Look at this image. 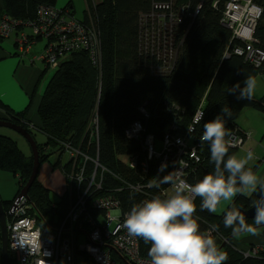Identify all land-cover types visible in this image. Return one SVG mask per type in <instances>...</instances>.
Returning <instances> with one entry per match:
<instances>
[{
  "label": "trees",
  "instance_id": "16d2710c",
  "mask_svg": "<svg viewBox=\"0 0 264 264\" xmlns=\"http://www.w3.org/2000/svg\"><path fill=\"white\" fill-rule=\"evenodd\" d=\"M167 1H171L172 5L165 12L152 8L155 2ZM223 2L101 0L97 4H87L83 18L79 19L73 16L69 7L55 5V0H3V11L19 19L34 18L39 4L61 9L87 31L97 34L100 57L96 67L92 65L88 51L81 47L62 56L41 94L37 106L38 124L31 125L27 117L29 104L23 111L14 112L0 100L1 119L22 126L32 137V128L45 135L43 144L37 143L33 137L40 163L47 160L51 149L58 151L59 155L65 150L68 155L69 149L74 148L91 159L97 156L98 163L107 170L102 172L101 191L118 196L121 207L128 212L136 203L151 199L153 195H170L173 190L168 183H160L158 188L155 186L171 170L167 165L163 172H159V160L150 159L144 174L139 166H129L127 157L137 155L142 159L146 155L140 138L129 137L126 130L132 123L140 122L142 133L153 136L155 151H161L164 146L162 139L166 135L186 139L192 117L200 108L203 119L194 125L193 132L188 135V146L195 147L197 159L182 157L187 162L184 179L190 184L196 183L214 171L210 146L208 142L202 143L200 140L203 125L216 114L223 115L222 109L227 107L231 116L225 117L226 128L243 139L244 130L236 120L240 112L247 107L264 112V96L237 101L228 94L233 84L239 81L242 85L248 76L256 79L261 75L264 78V59L260 64H255L234 52L235 47L244 43L222 24ZM254 2L261 7L262 13L254 29L253 42L264 52V0ZM198 4L201 7L192 20L186 17L170 26L163 15L180 6H188L186 10L192 16ZM3 38L0 37V40ZM40 39L44 40L42 37ZM171 41L174 50L170 52L173 53L163 62L158 54ZM166 48L169 51L168 46ZM47 68L45 66L44 71ZM78 142L82 143L81 146ZM238 148L230 147L229 155H235ZM81 154L74 170L84 165V174L91 175L94 163L91 160L84 162ZM70 165V161L66 160L53 166L59 167L66 176ZM32 166V153L25 155L11 137L0 134V170L17 177L19 187L12 199L0 198L5 212L28 181ZM258 166L259 162L253 166L247 165L254 172ZM99 173L97 170L95 181L99 180ZM65 181L67 190L57 202L51 201L50 190L37 178L28 189V201L41 211V219L50 226L60 223L65 214L70 186L66 177ZM72 183L73 187L77 185L81 192L84 191V183ZM130 184H140L141 191L131 188ZM255 200V193L251 196L238 194L232 204L236 208L246 209ZM194 203L197 209L194 215L200 217L201 231L217 226L216 244L228 256L224 264H264V251L259 256H242L244 250L234 244L236 237L232 234V228L224 226V217L232 204L222 213H210L201 210V198L197 197ZM246 223L255 226L254 219H246ZM138 239L141 253L148 256L150 242ZM8 260L9 264H14L11 256Z\"/></svg>",
  "mask_w": 264,
  "mask_h": 264
},
{
  "label": "built area",
  "instance_id": "2783aa9c",
  "mask_svg": "<svg viewBox=\"0 0 264 264\" xmlns=\"http://www.w3.org/2000/svg\"><path fill=\"white\" fill-rule=\"evenodd\" d=\"M171 5V1L155 2L152 8L165 12ZM200 7L201 4L195 7L192 16L186 10L188 6H180L163 15L172 26L186 17L192 20ZM261 13V7L254 0L223 2L222 24L230 28L236 39L244 43L243 46L235 47L234 52L255 64H260L264 59V52L253 42L254 29ZM12 32H16L15 50L21 56L29 54L33 45L41 40L40 37L44 38L41 52L32 55L31 61L40 60L45 66H56L66 52L81 47L88 51L92 65H99L100 40L97 34L87 31L61 9L39 4L36 16L32 19L15 18L3 11L0 14V37H7ZM173 45L171 41L160 50L158 57L163 62L172 55L173 52L170 51L174 50ZM201 112L198 108L193 115L186 139L166 135L162 139L164 146L161 151H155L153 136L142 133L140 122L132 123L126 133L129 137L140 138L146 156L142 159L137 155L127 157L129 166H139L140 172L144 174L148 170L147 163L150 159L159 160L160 166L171 167L169 173H179L181 178H184L183 172L187 162L182 157L197 159L195 147L188 146V135L200 120L198 117ZM246 138V134L242 139L235 131L231 132L232 147L242 148ZM80 154L79 150L74 148L68 151L67 161H70L71 165L65 177L70 186L67 208L60 223L55 226L47 224L41 219L37 209L28 200L25 201L24 196H16L5 212L7 247L14 264H151V258L141 253L138 237L130 236L123 227L127 211L121 207L118 196L101 191L102 172L107 171L106 168L98 163L97 156L91 159L81 154L85 158L84 162L91 160L94 163V170L91 175L84 174V165L74 170ZM75 155L77 156L74 158ZM97 170L100 171V178L95 181ZM72 181L84 183V191L81 192L77 185L73 187ZM129 186L141 191L140 184ZM81 235L86 237V241L77 245V238ZM212 235L214 239L217 236L215 231ZM263 251L264 247L251 246L248 251L241 253L242 256L248 257L259 256Z\"/></svg>",
  "mask_w": 264,
  "mask_h": 264
},
{
  "label": "clouds",
  "instance_id": "9594fccd",
  "mask_svg": "<svg viewBox=\"0 0 264 264\" xmlns=\"http://www.w3.org/2000/svg\"><path fill=\"white\" fill-rule=\"evenodd\" d=\"M256 80L248 76L228 89V94L239 100H251ZM223 115L216 114L203 125L201 142H208L214 171L206 174L194 184L181 178L179 173H168L155 184L168 183L173 191L170 195H153L151 199L134 204L127 212L123 227L132 237L150 242L148 256L151 264H224L227 253L220 250L212 232L217 226L201 231L199 216L194 203L201 198V210L215 213L222 202L232 204L238 195L258 194L253 202L254 226L246 223L244 215L234 204L224 217V226L232 228L234 237L243 233L257 235V228L264 226V177L247 167L254 156L249 150L244 157L229 155L233 146L231 132L226 128L225 117L231 112L226 107ZM203 112L199 119H203ZM167 165H161L163 172Z\"/></svg>",
  "mask_w": 264,
  "mask_h": 264
},
{
  "label": "crops",
  "instance_id": "0c3cea01",
  "mask_svg": "<svg viewBox=\"0 0 264 264\" xmlns=\"http://www.w3.org/2000/svg\"><path fill=\"white\" fill-rule=\"evenodd\" d=\"M99 1L101 0H55V5L69 7V9H72L74 17L82 19L87 4H97ZM3 9L4 3L3 0H0V14L3 12ZM15 37V32H12L9 36L0 40V100L13 109L14 112L23 111L29 104L27 117L31 125H36L39 123V118L36 113L37 109L34 111L32 105L37 96V86L43 78L44 72L38 77V69L35 68L30 76H26L24 71L25 66H20L21 61H18L14 56L17 55L14 52ZM256 83L259 84L260 81ZM44 89L42 90L41 88L40 90L39 101ZM1 117L2 113L0 111V119ZM260 127L261 130H259L258 126L244 124L241 126V129L244 130L247 137L243 147L247 144L249 148L246 149V152L249 150L253 152L254 158L251 160L253 163L251 165L259 162V166L255 172L257 175L264 177V123L260 124ZM252 136L255 138L260 136V139L256 141L254 138L251 139ZM257 231V235L249 233L241 234L234 239V244L244 251H248L251 246L264 247V228L258 227Z\"/></svg>",
  "mask_w": 264,
  "mask_h": 264
},
{
  "label": "rangeland",
  "instance_id": "374dc122",
  "mask_svg": "<svg viewBox=\"0 0 264 264\" xmlns=\"http://www.w3.org/2000/svg\"><path fill=\"white\" fill-rule=\"evenodd\" d=\"M44 44V40H40L37 44L33 45L31 51L26 56H21L16 53V50L14 52L17 55H14L18 61H21L20 66L24 65V71L26 73V76H30L35 68L38 69V77L41 73L44 72L43 78L41 79L40 83L38 84V92L37 96L35 98V101L32 105V109L35 111L37 109V104L39 101V94L40 90L42 88H45L47 81L52 76V74L57 69L56 66L48 67L47 70L44 71L45 64L40 60H34L31 62L32 55H37L41 52L42 46ZM15 48V47H14ZM61 60V59H60ZM35 64V65H34ZM260 81V83H256V88L254 92L255 99H260L264 96V78L261 75H258L256 78V82ZM42 94V93H41ZM37 113V110H36ZM38 115V113H37ZM39 118V115H38ZM237 122L240 126L246 125H255L259 127V130H261L260 124L264 123V112L256 110L254 108L249 107L248 109L243 110L237 117ZM31 131L33 132V137L35 141L39 144H43L46 140L45 135L32 128ZM0 134L6 135L11 137L12 140H14L19 147V149L25 154L29 155L31 153V148L25 138L16 132L15 130L6 127V126H0ZM255 139L258 141L260 139V136L254 137L252 136L251 139ZM78 144L81 146V142H78ZM48 148L51 149V146L48 145ZM86 148V146L84 147ZM249 148V146L246 144L242 149L239 147L236 151V156L238 157H244L246 156V149ZM52 151L49 152V156L47 157V160H44L40 163L37 179L42 182L49 190H50V199L52 202L59 201V197L63 196V194L67 190L65 176L62 170L59 167H54L55 163L59 162V164H63L67 160V154L65 152L62 153V155L58 154V151H55L51 149ZM59 159V160H58ZM251 161H249L248 166H253ZM24 187V186H23ZM22 187V188H23ZM17 185V177H14L10 172L5 170H0V198L2 200H10L12 199L18 189ZM21 188V189H22ZM28 200V199H27ZM228 202H222L215 213H222L224 209L229 205ZM86 241V237L81 235L77 238V245H82ZM0 264H1V250H0Z\"/></svg>",
  "mask_w": 264,
  "mask_h": 264
},
{
  "label": "water",
  "instance_id": "95a60500",
  "mask_svg": "<svg viewBox=\"0 0 264 264\" xmlns=\"http://www.w3.org/2000/svg\"><path fill=\"white\" fill-rule=\"evenodd\" d=\"M0 126L9 127L15 130L16 132H18L19 134H21L25 138V140L27 141V143L29 144L31 148V153L33 156V166L31 170V174L29 176L28 181L26 182L24 187L20 190L19 194L17 195V197L24 196L27 194L28 189L30 188L31 184L37 178V175H38L40 162H39V152L37 149V144L34 141L31 133L16 123L0 119ZM257 195L258 194H255L256 199H257ZM238 210L244 215L245 219H254L255 209L253 205H251L249 208H246V209L238 208ZM0 233H1L0 235L1 236V242H0L1 243V246H0L1 264H9V260H8L9 251L7 247V227H6V220H5V211L3 210L1 199H0Z\"/></svg>",
  "mask_w": 264,
  "mask_h": 264
},
{
  "label": "bare ground",
  "instance_id": "6f19581e",
  "mask_svg": "<svg viewBox=\"0 0 264 264\" xmlns=\"http://www.w3.org/2000/svg\"><path fill=\"white\" fill-rule=\"evenodd\" d=\"M31 185H32V184H31ZM27 192H28V191H27ZM24 198H25V201H27V194L24 195ZM37 211H38L39 214H42L41 211H40L38 208H37Z\"/></svg>",
  "mask_w": 264,
  "mask_h": 264
}]
</instances>
